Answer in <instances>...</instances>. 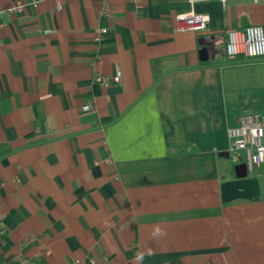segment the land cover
Segmentation results:
<instances>
[{"label":"crops","instance_id":"obj_1","mask_svg":"<svg viewBox=\"0 0 264 264\" xmlns=\"http://www.w3.org/2000/svg\"><path fill=\"white\" fill-rule=\"evenodd\" d=\"M251 25L264 0H0V264H264L229 136L264 116V59L226 54ZM243 164L261 199L224 203Z\"/></svg>","mask_w":264,"mask_h":264},{"label":"built area","instance_id":"obj_2","mask_svg":"<svg viewBox=\"0 0 264 264\" xmlns=\"http://www.w3.org/2000/svg\"><path fill=\"white\" fill-rule=\"evenodd\" d=\"M140 6L142 0H133ZM24 3L18 2L9 9L12 13L22 12ZM103 14H109V6L103 9ZM178 31L203 33L208 28V17L194 11L182 13L176 16ZM106 33V30L101 31ZM226 54L230 58L242 55L247 59H264V27L251 25L243 30H232L227 35ZM99 83L107 82V79L98 77ZM85 111H93V105L88 104ZM231 140L230 152L243 153L245 163L251 168L264 166V116L259 114H246L239 119L238 125L229 130Z\"/></svg>","mask_w":264,"mask_h":264},{"label":"water","instance_id":"obj_3","mask_svg":"<svg viewBox=\"0 0 264 264\" xmlns=\"http://www.w3.org/2000/svg\"><path fill=\"white\" fill-rule=\"evenodd\" d=\"M205 53L210 52L206 46ZM222 201L229 203L236 200L259 201L261 199V186L258 179L249 177L246 164L236 167V178L225 182L221 187Z\"/></svg>","mask_w":264,"mask_h":264},{"label":"clouds","instance_id":"obj_4","mask_svg":"<svg viewBox=\"0 0 264 264\" xmlns=\"http://www.w3.org/2000/svg\"><path fill=\"white\" fill-rule=\"evenodd\" d=\"M153 235L160 236V235H164V233L161 231L160 228H156ZM149 254H151V253H149ZM143 259H144V254L143 253H137L136 260L137 261H143Z\"/></svg>","mask_w":264,"mask_h":264},{"label":"rangeland","instance_id":"obj_5","mask_svg":"<svg viewBox=\"0 0 264 264\" xmlns=\"http://www.w3.org/2000/svg\"><path fill=\"white\" fill-rule=\"evenodd\" d=\"M238 154H243V153H238ZM244 155V154H243ZM243 155H238L239 157L240 156H242L243 157V159L245 160V156H243ZM237 156V155H236Z\"/></svg>","mask_w":264,"mask_h":264}]
</instances>
